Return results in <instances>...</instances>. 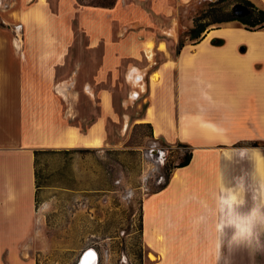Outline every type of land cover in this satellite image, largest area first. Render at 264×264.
Wrapping results in <instances>:
<instances>
[{
    "label": "crops",
    "instance_id": "1",
    "mask_svg": "<svg viewBox=\"0 0 264 264\" xmlns=\"http://www.w3.org/2000/svg\"><path fill=\"white\" fill-rule=\"evenodd\" d=\"M154 1L162 0H115L112 8L92 9L108 22L129 2ZM165 1L181 6L192 0ZM249 1L264 9V0ZM19 8L0 7V264H36L34 151L102 140L114 105L108 92L97 95L86 85L90 107H100L103 118L95 116L81 129L78 67L56 79L48 48L18 47L16 18L40 17ZM144 44L137 52L129 49L131 61L124 67V76L135 79L126 82L127 93L135 88L137 97L119 104L123 110L134 102L143 106L133 120L149 124L153 136L167 143L187 144L192 153L166 187L143 199L142 239L150 247L154 231L156 252L145 264H252L264 247V147L251 145L264 143V31L236 22L207 27L179 54L161 49L158 39L152 49Z\"/></svg>",
    "mask_w": 264,
    "mask_h": 264
},
{
    "label": "rangeland",
    "instance_id": "2",
    "mask_svg": "<svg viewBox=\"0 0 264 264\" xmlns=\"http://www.w3.org/2000/svg\"><path fill=\"white\" fill-rule=\"evenodd\" d=\"M23 1L2 2L0 7L20 6L22 11H32L33 18L40 16L37 21L27 15L16 18L18 27L12 31L20 48L49 49L56 79L67 77L78 67L74 88L84 118L79 122L81 129L84 131L95 116L103 118L100 107H90L86 85L97 95L108 92L114 102L113 116H104L100 146L46 149L36 158L39 224L33 248L35 263L77 264L90 248L97 253V264L155 260L154 231L149 232L150 247L143 243L139 231L140 224L143 226L142 202L156 192L168 174L171 176L172 168L188 150L154 137L151 127L133 120L143 106L134 102L128 110L121 108L123 99L134 101L137 97L135 88L128 93L126 88L127 83H135L128 72L124 76L125 64L131 61L128 51L135 47L137 52L140 43L152 49L158 39L161 49L175 52L179 40L191 42L188 32L195 24L210 28L229 23L220 21L236 0L214 7L209 4L216 0H192L181 6L165 0L129 2L127 7L116 9L108 22L103 13L92 8L112 0ZM169 7L171 11L166 13ZM169 27L171 35L162 33ZM157 78L153 75L152 81ZM257 252L252 264H264V247H258Z\"/></svg>",
    "mask_w": 264,
    "mask_h": 264
},
{
    "label": "trees",
    "instance_id": "3",
    "mask_svg": "<svg viewBox=\"0 0 264 264\" xmlns=\"http://www.w3.org/2000/svg\"><path fill=\"white\" fill-rule=\"evenodd\" d=\"M223 1H228V0H216L215 2H212L209 5H210V7H214L216 4L223 2ZM114 3H115V0H112L111 3L105 4V5L103 4V5H99V6L108 8V7L113 6ZM236 6L242 7L243 12L236 13L234 11V8ZM220 22H236L239 24V26H241L243 29L248 30V31H256V30L264 31V9L256 6L255 4H253L249 0H236V3L233 5L231 12L228 13L226 18H224V20H221ZM0 27H3V25L1 23H0ZM206 28H207V26H205V25L195 24L194 27L191 28L188 32V37L191 40V42L192 43L198 42L201 39L202 34L206 30ZM211 43L214 45H222L223 40L213 39ZM184 45H185L184 41L179 40L177 48L175 50V53L179 54L181 48ZM146 125L151 127L149 124H146ZM251 145L255 146V147H258V146L264 147V144H260L258 142H252ZM177 146L186 148L188 151L184 153L182 160L177 165H175L172 169L187 166L189 164V162L191 160V156H192L191 150L187 144L178 142ZM43 152H46V151L45 150H35L34 151L35 162H36L37 156ZM169 177H170V174L167 175L165 182L163 184H161L157 188L156 191L161 190L164 187H166V185L169 182ZM36 178H37V175H36V170H35V179ZM36 187H37V185H36ZM139 231L141 234V232H142L141 224L139 227Z\"/></svg>",
    "mask_w": 264,
    "mask_h": 264
},
{
    "label": "bare ground",
    "instance_id": "4",
    "mask_svg": "<svg viewBox=\"0 0 264 264\" xmlns=\"http://www.w3.org/2000/svg\"><path fill=\"white\" fill-rule=\"evenodd\" d=\"M152 118V117H151ZM90 146H99L100 141L95 138L89 141ZM152 258V257H151ZM98 256L92 248L86 250L80 258V264H97Z\"/></svg>",
    "mask_w": 264,
    "mask_h": 264
},
{
    "label": "water",
    "instance_id": "5",
    "mask_svg": "<svg viewBox=\"0 0 264 264\" xmlns=\"http://www.w3.org/2000/svg\"><path fill=\"white\" fill-rule=\"evenodd\" d=\"M234 11L236 12V13H241V12H243V8L242 7H240V6H236L235 8H234ZM97 254V253H96ZM83 255V254H82ZM81 258V257H80ZM98 261V260H97ZM77 264H80V259L78 260V262H77Z\"/></svg>",
    "mask_w": 264,
    "mask_h": 264
},
{
    "label": "clouds",
    "instance_id": "6",
    "mask_svg": "<svg viewBox=\"0 0 264 264\" xmlns=\"http://www.w3.org/2000/svg\"><path fill=\"white\" fill-rule=\"evenodd\" d=\"M131 193H129V197H131ZM237 229H238V233H240V234H242L244 231H245V229H243L240 225H237Z\"/></svg>",
    "mask_w": 264,
    "mask_h": 264
}]
</instances>
